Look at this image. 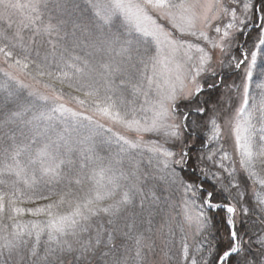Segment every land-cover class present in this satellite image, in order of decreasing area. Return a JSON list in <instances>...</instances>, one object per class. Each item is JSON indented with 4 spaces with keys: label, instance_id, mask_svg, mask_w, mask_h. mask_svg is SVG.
Returning <instances> with one entry per match:
<instances>
[{
    "label": "snow or ice",
    "instance_id": "1",
    "mask_svg": "<svg viewBox=\"0 0 264 264\" xmlns=\"http://www.w3.org/2000/svg\"><path fill=\"white\" fill-rule=\"evenodd\" d=\"M73 12L79 15L72 36L80 32L87 39H74L72 47L92 49L85 53L88 58L65 57L67 48L55 65L39 50L33 57L30 45L38 36L48 38L55 54L59 40L68 36H61L68 23L63 17ZM17 13L21 18L14 21ZM249 28L257 35L245 47L247 39L240 43L238 37L249 36ZM25 30L32 34L27 44ZM233 47L240 55H231L228 65L243 68L242 100L231 116L212 110L198 166L224 192L239 189L236 160L225 148L230 135L244 179L259 186L253 195L257 211L264 214V79L256 84L259 99L250 91L258 58L259 76L264 77V0H87L83 8L78 0H0V56L7 65L0 79V186L10 189H0V264H65V256L72 257L69 264H84L101 244L108 249L103 264H129L130 259L145 264V252L156 247L145 231L153 232L155 211H163L156 185L148 187L149 181L182 191V219L176 227L183 264H208L199 255L203 246L197 243L190 251L184 234L185 224L195 225L196 235L204 231L206 208L229 214L231 244L216 264H228L233 256L236 264H264V234L258 231L244 241L235 225L237 205L213 203L215 193L202 181L185 180L177 172L191 159L185 135L191 112L181 115L178 102L203 91L199 79L204 73L216 75L215 50L230 54ZM65 88L71 91L65 93ZM66 95L135 138L68 107ZM207 111L195 108L199 114ZM144 134L162 136L163 142L145 141ZM237 195L244 197L240 191ZM25 203L36 206L22 207ZM239 211L247 216L250 209L241 205ZM25 214L35 219H21ZM101 216L109 217L111 230L93 224ZM120 219L126 221L127 231L121 234L133 242L134 253L127 244L121 251L113 243L118 229L112 226ZM259 223L264 225V215ZM143 225L147 227L140 231ZM156 232L163 236L164 256L172 264L176 233L167 220Z\"/></svg>",
    "mask_w": 264,
    "mask_h": 264
},
{
    "label": "trees",
    "instance_id": "2",
    "mask_svg": "<svg viewBox=\"0 0 264 264\" xmlns=\"http://www.w3.org/2000/svg\"><path fill=\"white\" fill-rule=\"evenodd\" d=\"M81 8H83L87 0H78ZM77 12L71 13V15H66L63 18L68 21L64 31L61 33V36H63L64 32L68 33V36L65 39H61L58 42V45L56 47L55 54H52V46L48 43V38L45 36H38L35 37V42L32 43L30 46L32 48V55L35 57V53L37 50H39L41 57L48 55L49 60L55 65L56 62L60 60V55L61 52L63 51L64 48L68 49V52H65L64 55L67 57L69 53L74 54V55H81L84 56L86 59L88 58L85 53L91 52L92 49L84 47L83 44L80 45V47L73 48V40L78 38L79 40H86L87 37L82 36L80 32L76 33V37L74 38L72 36V31H73V20H76L78 17ZM247 31L250 33L249 36H239L238 40L240 43H243L246 39L248 41V44H245V47H248L251 45L252 41L255 39L257 33L254 29H247ZM25 37V43H29V37L32 35L30 31L25 30L23 33ZM236 50V49H235ZM16 51H20L19 48L16 49ZM238 54L239 51L236 50ZM235 52V53H236ZM98 58V57H97ZM261 68V61L258 58L257 61V69L254 74V80L252 84V91L253 93L257 96V99H259V92L260 90L256 88V84L260 83L261 79H264V77L259 76V71ZM237 73H233L231 75L223 74V81L228 80L235 76ZM0 79H3V75L0 73ZM223 84L220 83V85H217L214 88L208 89L205 93L206 96L204 101H201L199 98L196 99L195 103L193 104H186L183 106L185 109L189 108L188 110H192L193 108L197 107H206L208 110L206 114H199L197 112H191L192 114L190 115V118L188 119L187 123L190 125L189 128L185 129V135L188 137L189 140V145H188V150L190 151L191 154V159L188 161L187 167L181 172L180 168L177 167V172L180 173V175L188 181L196 180V181H202L204 183V187L207 191H213L215 193L213 197V203H229V200L232 199V202L237 205V214L235 215V225L238 231V234L243 236L244 241H248L249 238L253 235H255L260 228V215L261 214L259 211L257 212V204L254 199V195L251 192H246L244 194V202H238V195L237 192L239 189L233 188L229 192V196L224 193L220 186V182L217 180H214L211 176H208V178L203 177L201 175V172L199 170L198 166V160L197 158L199 157V154L201 151L204 149L202 148V145L204 143V139L206 134L208 133V127L207 121L209 117V100L211 99L210 96H214V99H217L218 95L220 94V89L221 85ZM65 93L70 92L71 90L68 88L64 89ZM25 95H27V91L25 90ZM67 96V95H66ZM68 97V96H67ZM194 107H191V106ZM94 119H97L94 117ZM195 122V123H193ZM101 123V122H100ZM103 124V123H102ZM106 126V125H105ZM107 127V126H106ZM194 140L190 144V140ZM101 155L106 154V150L102 147L99 149ZM145 156H147V153L145 152ZM236 164L238 166V171L236 173V180L239 181L241 178L237 177L238 173H244V171L240 168L239 165V160L236 161ZM259 168V166H258ZM216 169V168H215ZM261 174L264 175V170H261ZM224 175V174H222ZM244 178V176L242 177ZM251 183V181H246L242 185H246L247 183ZM224 184L228 183V178L227 176L224 177L223 180ZM153 184L156 185L154 191L158 197H160L161 201V207L163 208V211H160L159 208L156 209L155 214H154V220H153V232L148 233L145 231V236H151L152 239L155 241V250L152 252H145V264H150V261L154 258L152 257L153 254L156 253V251H165L164 249V244H163V236H161L159 233L156 232V229L160 227L161 224H164L165 221H169L171 226L173 227L176 235L174 240L172 241L171 248L172 252L169 253L175 254V259L172 262V264H183L181 257H180V237H181V232L179 231V228L176 227L175 223L180 222L182 217L178 215L180 213L179 210V198H181L182 191L181 189L176 186V185H168L160 181H149L148 187H151ZM257 188L256 190H259V186L256 185ZM19 187H23L22 185H19ZM57 187V186H53ZM75 187V186H74ZM247 188V187H246ZM245 188V189H246ZM0 189L4 191H9L10 189L0 186ZM87 190V185L84 186L83 189H81V193ZM228 193V192H227ZM55 198V197H54ZM38 204H43L46 203V201H38ZM169 205H175V207H169ZM244 205L247 206L250 209V212L247 216H244L240 213L239 209L240 206ZM22 207H34L36 206L35 204H28L25 203L21 205ZM134 211L139 212V209H135ZM206 215L208 217L207 220V227L204 229V231L201 233L200 238L203 239V241H206V243L203 245V252L199 255H203L206 260L208 261V264H216L217 257L222 254L224 250H226L230 244L231 240L229 238V233H230V226L227 224L226 220L228 217L227 212L224 209H209L206 208ZM175 217V219H172ZM21 219L24 220H29V219H35L34 217H31L28 214H25ZM109 217L107 216H101L99 218L94 219L93 224L96 225L97 227L103 226L104 230H111L109 227L107 221ZM5 223H8L7 220H5ZM126 221L124 219H120L116 221V223L112 226L118 231L115 233L113 243L120 248L121 251H123V248L121 246L127 244L129 248L132 249V253L135 251V247L132 241L126 240L123 236H120L121 232L127 231V228L125 227ZM147 225H143L140 228V231H144ZM261 234H264L263 231H260ZM164 233H167V226L164 228ZM103 240H107V235H103L102 237ZM189 239V236L187 235V240ZM201 242V241H200ZM210 242V245H207V243ZM255 247V246H253ZM209 250H211V255H209ZM108 251V249L104 246V244H101L99 248L96 250V254L94 256H90L89 260L85 261L84 264H103L102 260V253ZM43 252V247H41V253ZM131 255V254H130ZM151 255V256H150ZM72 259L71 256H65L64 261L65 264H69V261ZM164 261L161 264H169L166 258H163ZM237 257L233 256L229 258L228 264H236ZM129 264H134L133 260H129Z\"/></svg>",
    "mask_w": 264,
    "mask_h": 264
},
{
    "label": "rangeland",
    "instance_id": "3",
    "mask_svg": "<svg viewBox=\"0 0 264 264\" xmlns=\"http://www.w3.org/2000/svg\"><path fill=\"white\" fill-rule=\"evenodd\" d=\"M22 3L26 2V0H21ZM20 15L17 13L15 15H13V20L14 21H18L20 19ZM226 21H222L221 24H223ZM214 34V33H213ZM235 47H233L232 51L230 54H222L219 49L215 50L214 55H213V63H212V68L215 71L216 75L213 76L211 73H204L202 75V77L199 79V83L203 85V91L197 95H194L192 97V99L189 100H180L178 102L179 105V112L182 115L184 112H187V110L189 108H184L183 106H185L186 104H194L196 99L199 98L201 101L205 100L206 96V91L210 88L208 87L209 84H218L219 83V77H218V73L221 70L222 73V69H223V65L220 63L221 60L224 61L223 64L227 63V59L228 56L230 57L232 54H234ZM228 65V64H226ZM7 69V65L4 63L3 61V57L0 56V73L3 75V71ZM235 68H232L231 70H229L227 73H229L230 71L234 70ZM9 71H13L14 74L18 75L22 80H24L25 84H32V81L25 76L22 73H18L15 72V70H11L8 69ZM237 74L235 76H233L232 78L226 80L225 79V83L221 85L220 89H218V91H220V94L218 95L217 99H214V96H210L211 99L209 100V116L212 115V110L215 109L216 112L218 114H220L222 117L223 116H231L232 114H234L235 109L239 106V104L241 103L242 100V93H243V68L238 70L236 72ZM237 86H239V90L237 89ZM214 88V87H213ZM43 91V89H41ZM26 91H28L26 89ZM250 91H252V89H250ZM66 105L70 108H72L75 111H82L85 112L86 115H92L93 117L97 118L101 123H103L104 125H106L107 127H113L114 131H118L121 134L130 136L131 138H135V133H130L127 130L120 128L118 126H113L112 123L107 120V119H103L101 117L96 116L93 112H91L90 110H86L85 108H81L78 104H76L75 102L71 101L69 97L65 96V101ZM229 105H231V107H229ZM191 107H194L193 105ZM189 112H195V109L190 110ZM191 113V114H192ZM190 118V116H189ZM221 124H223V119H221L219 121ZM226 135H229L228 131L226 130ZM143 139L145 141H151V140H160L161 142H163V137L162 136H157L154 134H144ZM194 140H190V144L191 142H193ZM168 147H172V145H167ZM225 148L233 155V157L235 158L236 161L239 160L238 156H236V151H235V146H234V142L232 141V139L230 138L229 135V139L228 142L225 144ZM173 150H178V149H173ZM147 153V152H146ZM198 160V158H197ZM198 164V163H197ZM236 169L238 168L237 164H235ZM212 171H219V169H215L212 168ZM238 171V169H237ZM223 174V173H222ZM201 175L203 177H205L202 173ZM227 175L224 174V177H226ZM243 176H245L243 173H238L237 177L241 178L239 180V182L241 184L245 183V179L242 178ZM208 178V177H206ZM240 184V188L239 191L243 192L244 194H246V192H252L254 194V191H256L257 186L253 185L252 183H247L246 185H242ZM247 187V188H246ZM246 188V189H245ZM225 193V192H224ZM229 196V192L226 193ZM182 199V195L181 198H179V202ZM238 202H244V198L241 199L240 197L237 198ZM230 203L232 202V199L229 200ZM180 204V203H179ZM234 204V203H233ZM179 208V207H178ZM180 210V208H179ZM181 211V210H180ZM258 212V211H257ZM262 216V215H260ZM177 224V223H175ZM184 229H185V233L186 235L189 236V239L187 240L188 244L190 245V251L191 249H194L196 244L199 243L202 246L206 243V241H203L202 238H200V235H196V227L195 225H192L191 227H189L187 224L184 225ZM260 231L264 230V225H260V228L258 229ZM122 233V232H121ZM120 233V236H122V234ZM264 233V231H263ZM201 241V242H200ZM207 245H210V242L207 243ZM151 256V255H150ZM154 257L151 261L150 264H161L165 258L164 256V252L163 251H156L155 254H153Z\"/></svg>",
    "mask_w": 264,
    "mask_h": 264
}]
</instances>
